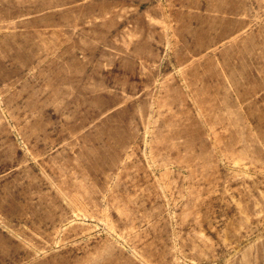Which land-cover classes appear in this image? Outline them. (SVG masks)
Returning <instances> with one entry per match:
<instances>
[{
    "label": "rangeland",
    "instance_id": "374dc122",
    "mask_svg": "<svg viewBox=\"0 0 264 264\" xmlns=\"http://www.w3.org/2000/svg\"><path fill=\"white\" fill-rule=\"evenodd\" d=\"M0 264H264V0H0Z\"/></svg>",
    "mask_w": 264,
    "mask_h": 264
}]
</instances>
